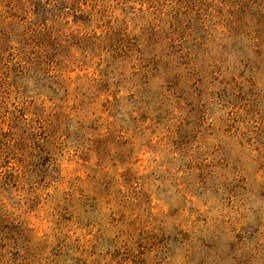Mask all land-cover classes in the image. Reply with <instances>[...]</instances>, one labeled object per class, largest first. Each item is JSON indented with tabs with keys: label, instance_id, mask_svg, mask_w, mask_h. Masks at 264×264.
Returning <instances> with one entry per match:
<instances>
[{
	"label": "rangeland",
	"instance_id": "1",
	"mask_svg": "<svg viewBox=\"0 0 264 264\" xmlns=\"http://www.w3.org/2000/svg\"><path fill=\"white\" fill-rule=\"evenodd\" d=\"M0 264H264V0H0Z\"/></svg>",
	"mask_w": 264,
	"mask_h": 264
}]
</instances>
